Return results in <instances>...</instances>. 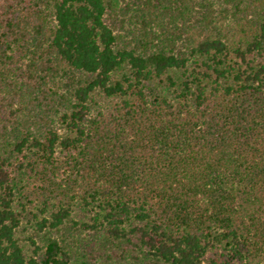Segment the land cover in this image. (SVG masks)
Returning a JSON list of instances; mask_svg holds the SVG:
<instances>
[{
    "label": "trees",
    "instance_id": "obj_1",
    "mask_svg": "<svg viewBox=\"0 0 264 264\" xmlns=\"http://www.w3.org/2000/svg\"><path fill=\"white\" fill-rule=\"evenodd\" d=\"M0 264H264V0H0Z\"/></svg>",
    "mask_w": 264,
    "mask_h": 264
}]
</instances>
